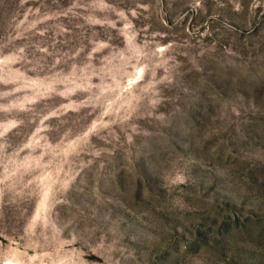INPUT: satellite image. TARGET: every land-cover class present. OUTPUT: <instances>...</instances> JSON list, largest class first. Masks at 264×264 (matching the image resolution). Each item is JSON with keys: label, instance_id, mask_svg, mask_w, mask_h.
<instances>
[{"label": "rangeland", "instance_id": "1", "mask_svg": "<svg viewBox=\"0 0 264 264\" xmlns=\"http://www.w3.org/2000/svg\"><path fill=\"white\" fill-rule=\"evenodd\" d=\"M264 264V0H0V264Z\"/></svg>", "mask_w": 264, "mask_h": 264}, {"label": "bare ground", "instance_id": "2", "mask_svg": "<svg viewBox=\"0 0 264 264\" xmlns=\"http://www.w3.org/2000/svg\"><path fill=\"white\" fill-rule=\"evenodd\" d=\"M6 264H13V263H9V262H7Z\"/></svg>", "mask_w": 264, "mask_h": 264}]
</instances>
